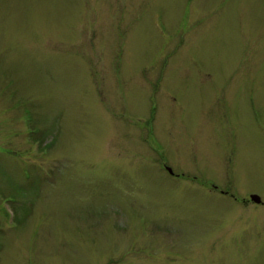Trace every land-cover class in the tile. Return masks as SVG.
<instances>
[{"label": "rangeland", "instance_id": "rangeland-1", "mask_svg": "<svg viewBox=\"0 0 264 264\" xmlns=\"http://www.w3.org/2000/svg\"><path fill=\"white\" fill-rule=\"evenodd\" d=\"M250 194L264 0H0V264H264Z\"/></svg>", "mask_w": 264, "mask_h": 264}, {"label": "water", "instance_id": "water-1", "mask_svg": "<svg viewBox=\"0 0 264 264\" xmlns=\"http://www.w3.org/2000/svg\"><path fill=\"white\" fill-rule=\"evenodd\" d=\"M251 198L256 203H259L260 202V199L258 197H256V196H252Z\"/></svg>", "mask_w": 264, "mask_h": 264}]
</instances>
